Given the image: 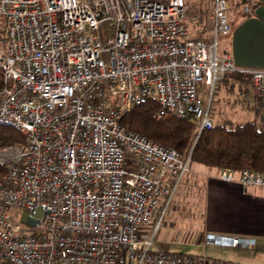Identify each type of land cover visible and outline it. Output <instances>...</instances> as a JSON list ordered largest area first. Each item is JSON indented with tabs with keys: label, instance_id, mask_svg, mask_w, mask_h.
Listing matches in <instances>:
<instances>
[{
	"label": "built area",
	"instance_id": "built-area-1",
	"mask_svg": "<svg viewBox=\"0 0 264 264\" xmlns=\"http://www.w3.org/2000/svg\"><path fill=\"white\" fill-rule=\"evenodd\" d=\"M232 6L215 0L207 40L192 34L203 13L186 0H0V125L27 139L0 147V264H235L152 248L191 151L120 123L154 100L159 115L192 116L199 135L214 123L199 84L228 73L264 96V68L218 51ZM219 176L264 186L263 170ZM254 241L207 233L205 244Z\"/></svg>",
	"mask_w": 264,
	"mask_h": 264
},
{
	"label": "crops",
	"instance_id": "crops-1",
	"mask_svg": "<svg viewBox=\"0 0 264 264\" xmlns=\"http://www.w3.org/2000/svg\"><path fill=\"white\" fill-rule=\"evenodd\" d=\"M228 1L234 5L227 9L233 30L228 34H219V53L229 52L232 59L240 66L264 68V0ZM186 2L195 6L196 11L203 13L202 21L205 29L198 31V23L192 18L190 23L192 34L207 40L213 39L215 19L210 12L215 5V0H186ZM224 85L227 89V85ZM237 85L234 91L238 88L239 94L244 99L239 103L235 100V105L232 106L235 110L241 111L239 117H248L244 113L245 110L253 112L255 115L248 119H256L261 129H264V96L255 95L252 92V84L248 82L243 83L242 86ZM184 186L193 189L188 193L182 206L187 208L186 215L179 213L181 206L173 211L172 218L176 217L178 220L175 219L173 224L166 223L163 233L156 238L157 245L154 246V244L153 249L191 254L203 262L230 261L239 264H264V186L246 190L238 180H224L219 176V169L206 165L192 168L181 183V187ZM196 195H201L200 202L195 199ZM192 203L195 204V208L191 207ZM197 214L204 215L202 226L199 222L196 223L195 228L193 224L190 226L188 223H183L192 221ZM175 225L183 229L190 228L196 236L185 238L184 231L178 232ZM200 230L204 231V240L201 239L203 232L199 234ZM207 233L254 238V246L205 244ZM210 245L241 248L245 246L244 248L252 251L235 257L237 262H233L206 255L210 251L206 248Z\"/></svg>",
	"mask_w": 264,
	"mask_h": 264
},
{
	"label": "trees",
	"instance_id": "trees-1",
	"mask_svg": "<svg viewBox=\"0 0 264 264\" xmlns=\"http://www.w3.org/2000/svg\"><path fill=\"white\" fill-rule=\"evenodd\" d=\"M221 80L229 92L234 91L236 84L242 86L249 82L239 73H228ZM120 123L126 129L145 134L167 147L177 149L183 155L191 151L190 157L195 163L219 170L229 167L235 171L244 168L264 171V129H261L256 119L236 121L228 118L222 122L214 121L212 127L198 135L197 122L192 116L159 115L156 101L148 100L126 111ZM26 142V135L17 128L0 125V147ZM6 171V165H0V175Z\"/></svg>",
	"mask_w": 264,
	"mask_h": 264
},
{
	"label": "rangeland",
	"instance_id": "rangeland-1",
	"mask_svg": "<svg viewBox=\"0 0 264 264\" xmlns=\"http://www.w3.org/2000/svg\"><path fill=\"white\" fill-rule=\"evenodd\" d=\"M250 83V82H248ZM251 84V83H250ZM238 86V85H237ZM227 89L223 83V81L221 82H217L215 84V87L212 88L211 86H206L205 84H199V96L205 101L206 106H208L209 101L211 99V101L213 100L211 106H210V117L213 119V121L215 122H222L225 119H233L236 121H240V120H245L248 118H251V116L253 117L255 114L253 112H251L250 110H245V114L248 115L247 118L245 117H239L240 116V112L238 110L234 109V101L237 100L238 103L242 100L243 101V96H241L239 94L238 88L237 90L233 91V92H229L227 93ZM234 103V104H232ZM233 105V106H232ZM244 113H241L244 115ZM250 116V117H249ZM202 164L199 163H195L192 161V168L200 166ZM189 173V172H188ZM187 175V174H185ZM184 175V177H185ZM184 177L181 179L180 184L178 185L174 196L172 198V201L170 202L169 206L166 207V211L164 213V216L162 218L163 221H161V226L160 229L158 231V234L156 236V238L161 235L163 233V227L166 225L167 222H174V220H178V218H172L173 215V211L178 209L180 206L181 211L179 212L181 215H186V211L187 208L186 207H182L185 199L188 197V193H190L191 191H193V189H188L186 188V186L181 187V183L184 179ZM192 199V198H191ZM195 199L202 200L201 195H196ZM195 204L192 203L193 208ZM182 212V213H181ZM40 215V212H39ZM203 214H197L195 215L194 219L191 221L189 220L188 222H183V223H188L190 226H192L195 228L196 227V223L199 222L200 225H203ZM185 217V216H183ZM28 218V214L27 212H23L21 214H19V219L22 223H25L27 221ZM176 230L180 233H182V231H184V237L185 238H191V237H195L196 235H194V232H191L192 230H190V228L188 229H183L182 227H178V225H175ZM176 231V232H177ZM177 232V233H178ZM203 232V233H201ZM201 235V239L203 238L204 240V231L200 230L199 234ZM179 236L181 237V234H179ZM156 240L154 241V243L152 244V248L153 245L156 246L157 243H155ZM245 246L241 247H218V246H209L206 248V250H210L209 253H206V255L208 254L209 256L212 257H218L221 260H231L233 262H237L235 261L237 256L242 255V254H246L248 253V251H252L249 250L248 248H244ZM225 262H230V261H225ZM232 263V262H231ZM235 264H239V263H235Z\"/></svg>",
	"mask_w": 264,
	"mask_h": 264
}]
</instances>
